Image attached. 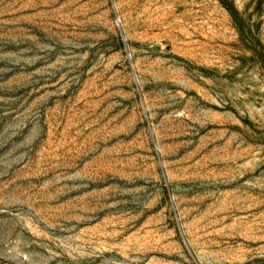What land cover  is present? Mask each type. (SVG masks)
<instances>
[{
  "label": "rangeland",
  "instance_id": "374dc122",
  "mask_svg": "<svg viewBox=\"0 0 264 264\" xmlns=\"http://www.w3.org/2000/svg\"><path fill=\"white\" fill-rule=\"evenodd\" d=\"M0 0V264H264V0Z\"/></svg>",
  "mask_w": 264,
  "mask_h": 264
},
{
  "label": "trees",
  "instance_id": "16d2710c",
  "mask_svg": "<svg viewBox=\"0 0 264 264\" xmlns=\"http://www.w3.org/2000/svg\"><path fill=\"white\" fill-rule=\"evenodd\" d=\"M222 5L224 6V8L228 11V13L230 14V16L232 17L233 21L235 22V24L239 27L242 28L243 23L239 17L238 12L236 11V9L228 2V0H220Z\"/></svg>",
  "mask_w": 264,
  "mask_h": 264
}]
</instances>
